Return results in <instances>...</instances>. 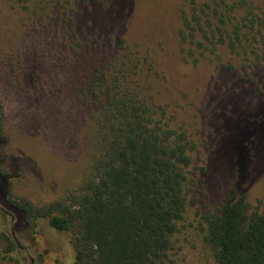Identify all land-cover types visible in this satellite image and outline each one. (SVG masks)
<instances>
[{"label":"rangeland","instance_id":"374dc122","mask_svg":"<svg viewBox=\"0 0 264 264\" xmlns=\"http://www.w3.org/2000/svg\"><path fill=\"white\" fill-rule=\"evenodd\" d=\"M232 1L238 21L249 10L264 12V0ZM188 9L189 0H0L4 161L13 195L36 205L62 200L80 186L94 153L93 109L72 98L75 75L67 48L92 38L105 41L113 56L123 39L139 60L145 96L154 109H163L170 127L195 143L187 206L168 264H214L203 216L220 205L235 181L245 132L254 141L242 188L254 209L264 207V129L256 128L264 121V37L243 39L239 54L225 44L187 63L179 30ZM36 233L29 244L37 264L69 258L44 226ZM0 264L15 263L0 256Z\"/></svg>","mask_w":264,"mask_h":264},{"label":"trees","instance_id":"16d2710c","mask_svg":"<svg viewBox=\"0 0 264 264\" xmlns=\"http://www.w3.org/2000/svg\"><path fill=\"white\" fill-rule=\"evenodd\" d=\"M235 6L232 0H189L179 30L185 62L197 63L225 44L238 53L243 39L264 37V12L249 10L238 21ZM104 42L88 38L78 49L67 48L75 75L72 98L93 109L94 153L80 186L62 200L36 205L13 195L0 98V256L5 260L37 264L29 243L44 226L69 252L58 264H168L187 206L195 143L170 127L163 109H154L145 96L139 60L125 41L113 56ZM257 127L264 129V121ZM249 133L237 147L235 181L220 205L203 216L214 264H264V207L254 209L242 188L253 153Z\"/></svg>","mask_w":264,"mask_h":264}]
</instances>
